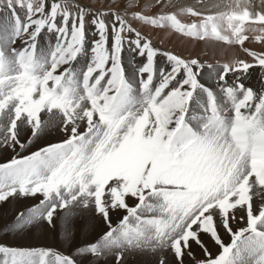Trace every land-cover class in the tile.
<instances>
[{
  "label": "snow or ice",
  "instance_id": "snow-or-ice-1",
  "mask_svg": "<svg viewBox=\"0 0 264 264\" xmlns=\"http://www.w3.org/2000/svg\"><path fill=\"white\" fill-rule=\"evenodd\" d=\"M141 27L249 59L184 57ZM250 38L264 48V0H0V203L33 201L0 231L72 249L0 236V264H264V50ZM89 217L107 231L74 244Z\"/></svg>",
  "mask_w": 264,
  "mask_h": 264
},
{
  "label": "bare ground",
  "instance_id": "bare-ground-1",
  "mask_svg": "<svg viewBox=\"0 0 264 264\" xmlns=\"http://www.w3.org/2000/svg\"><path fill=\"white\" fill-rule=\"evenodd\" d=\"M91 2L94 4H103L105 0H91ZM185 2L191 4L194 3L195 0H185ZM205 2L211 4L214 3L215 0H205ZM140 30L147 33L151 37L154 46L157 48L165 51H171L184 57H194L198 55L202 61H207L208 63L213 64H215L217 61L224 63L235 57L249 59L237 47L230 46L229 52H225V50L228 49H226V46L220 42L212 40L207 42L188 40L169 32L153 30L151 27H141ZM245 46L257 51L264 50L260 44L256 43L254 39L251 38L250 41L245 42ZM131 60V55L126 51L124 53V63L126 73L128 74L133 71V69L130 67ZM137 63H139V61H137ZM81 64H83V60L81 61ZM157 64L158 66H162L164 64V58L162 56L157 58ZM259 78L260 70L258 68L251 69L250 77L246 81V85L259 87ZM205 79H207V77H205ZM208 82L211 83L210 80ZM62 137V133L53 132L46 140L41 139L39 142L41 145L45 142H56ZM32 202L33 201L31 199H10L8 202L0 203V223H6L7 221L11 220L18 211L26 210V207ZM117 219V215L113 214L112 220L114 223L117 221ZM104 231H107V226L99 217L78 219L74 227L75 234L73 243L80 244L87 240H94L98 238V236ZM221 235L225 242L229 240L227 234L221 232ZM0 236L4 237V242L14 246L50 247L54 250H60L64 252L72 250L69 244L65 242L62 234L57 235L51 231L37 230L30 235H25L21 238L4 236V233L0 231ZM207 246L210 251H212L214 254L216 253L217 249L214 244L209 241L207 242ZM196 255L198 258L202 255L199 249H196ZM93 264H95V262H93ZM100 264H112V261L109 258L106 261L102 260ZM125 264H152V258L141 255H129L125 261ZM185 264H191V262L186 259Z\"/></svg>",
  "mask_w": 264,
  "mask_h": 264
},
{
  "label": "rangeland",
  "instance_id": "rangeland-1",
  "mask_svg": "<svg viewBox=\"0 0 264 264\" xmlns=\"http://www.w3.org/2000/svg\"><path fill=\"white\" fill-rule=\"evenodd\" d=\"M226 46V45H225ZM226 49H228V50H225V52H229V50H230V46H226Z\"/></svg>",
  "mask_w": 264,
  "mask_h": 264
}]
</instances>
